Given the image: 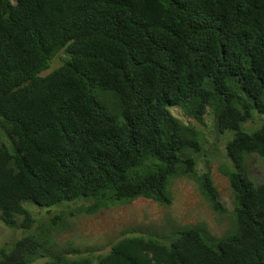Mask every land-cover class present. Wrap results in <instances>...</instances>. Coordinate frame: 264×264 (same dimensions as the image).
Segmentation results:
<instances>
[{"label":"trees","instance_id":"16d2710c","mask_svg":"<svg viewBox=\"0 0 264 264\" xmlns=\"http://www.w3.org/2000/svg\"><path fill=\"white\" fill-rule=\"evenodd\" d=\"M206 116L229 156L222 234L199 221L127 228L104 252L60 247L69 218L139 197L171 205L177 177L226 215L197 169ZM253 154L264 162V0H0V220L30 229L0 264H264Z\"/></svg>","mask_w":264,"mask_h":264},{"label":"rangeland","instance_id":"374dc122","mask_svg":"<svg viewBox=\"0 0 264 264\" xmlns=\"http://www.w3.org/2000/svg\"><path fill=\"white\" fill-rule=\"evenodd\" d=\"M52 69V67H51ZM50 69V70H51ZM49 71V70H48ZM174 112L183 118L180 108H174ZM184 119V118H183ZM260 116L248 121V128L255 127ZM206 124L199 126L208 138L203 150L201 162H198V172L210 171L216 186L220 191V199L228 209V213L220 216L212 210L208 201L203 196L199 186L193 177L183 176L173 179L172 193L173 202L171 205H161L153 200L139 197L132 203L118 204L95 214H81L77 218H69L70 226L61 232L57 241L62 249L68 247H79L82 250L96 248V251L104 252L109 249L111 241L117 240L127 228L143 227L158 230H167L172 224L189 225L199 221H205L210 229L216 234H222L230 223V213L234 208L233 191L228 178L223 174L221 168L227 163L228 155L224 146V139H217L209 131V119L205 117ZM233 137V134L230 138ZM209 153L210 163L202 160L207 158ZM227 165V164H226ZM246 166L250 177L255 182H260L264 176V162L262 158L253 154L246 160ZM24 205L37 216L41 213L40 206L32 201H27ZM74 205V204H73ZM52 207L51 213L57 208ZM58 209V208H57ZM21 230L29 234L30 229L11 228L0 220V249L11 241L22 236H17ZM66 246V247H65ZM1 257V255H0Z\"/></svg>","mask_w":264,"mask_h":264},{"label":"clouds","instance_id":"9594fccd","mask_svg":"<svg viewBox=\"0 0 264 264\" xmlns=\"http://www.w3.org/2000/svg\"><path fill=\"white\" fill-rule=\"evenodd\" d=\"M190 177V176H189ZM222 201V200H221ZM225 205V204H224Z\"/></svg>","mask_w":264,"mask_h":264}]
</instances>
